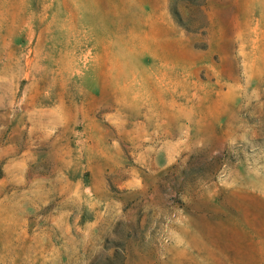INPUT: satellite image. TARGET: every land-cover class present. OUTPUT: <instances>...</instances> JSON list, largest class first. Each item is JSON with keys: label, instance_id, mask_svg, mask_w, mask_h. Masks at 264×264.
I'll use <instances>...</instances> for the list:
<instances>
[{"label": "rangeland", "instance_id": "rangeland-1", "mask_svg": "<svg viewBox=\"0 0 264 264\" xmlns=\"http://www.w3.org/2000/svg\"><path fill=\"white\" fill-rule=\"evenodd\" d=\"M0 264H264V0H0Z\"/></svg>", "mask_w": 264, "mask_h": 264}]
</instances>
